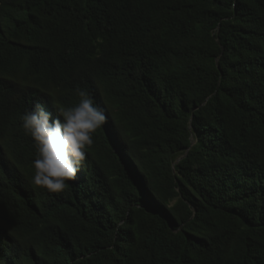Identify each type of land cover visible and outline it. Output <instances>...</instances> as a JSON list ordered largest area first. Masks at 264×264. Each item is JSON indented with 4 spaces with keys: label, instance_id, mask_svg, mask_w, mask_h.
<instances>
[{
    "label": "trees",
    "instance_id": "obj_1",
    "mask_svg": "<svg viewBox=\"0 0 264 264\" xmlns=\"http://www.w3.org/2000/svg\"><path fill=\"white\" fill-rule=\"evenodd\" d=\"M77 87L107 120L50 193L21 116ZM0 264H264V0H0Z\"/></svg>",
    "mask_w": 264,
    "mask_h": 264
},
{
    "label": "clouds",
    "instance_id": "obj_2",
    "mask_svg": "<svg viewBox=\"0 0 264 264\" xmlns=\"http://www.w3.org/2000/svg\"><path fill=\"white\" fill-rule=\"evenodd\" d=\"M75 94L74 105L49 111L36 102L21 116L22 129L35 150L31 183L50 193H63L68 182L76 180L94 134L107 120L105 110L86 88L77 87Z\"/></svg>",
    "mask_w": 264,
    "mask_h": 264
},
{
    "label": "water",
    "instance_id": "obj_3",
    "mask_svg": "<svg viewBox=\"0 0 264 264\" xmlns=\"http://www.w3.org/2000/svg\"><path fill=\"white\" fill-rule=\"evenodd\" d=\"M190 137L192 138V136H190ZM191 138H190V141H192ZM187 149H188V148H187ZM187 149L182 153V155L178 156V157L175 159V161H178L180 158H182V157L186 154ZM175 161H174V162H175Z\"/></svg>",
    "mask_w": 264,
    "mask_h": 264
},
{
    "label": "rangeland",
    "instance_id": "obj_4",
    "mask_svg": "<svg viewBox=\"0 0 264 264\" xmlns=\"http://www.w3.org/2000/svg\"><path fill=\"white\" fill-rule=\"evenodd\" d=\"M191 139H192V138H191ZM192 141H193V140H192ZM182 153H183V151H180V152H179V156L182 155Z\"/></svg>",
    "mask_w": 264,
    "mask_h": 264
}]
</instances>
